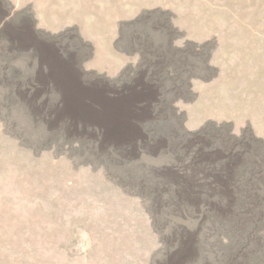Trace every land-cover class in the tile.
<instances>
[{
	"label": "rangeland",
	"instance_id": "374dc122",
	"mask_svg": "<svg viewBox=\"0 0 264 264\" xmlns=\"http://www.w3.org/2000/svg\"><path fill=\"white\" fill-rule=\"evenodd\" d=\"M126 1L138 16L122 22L123 44L157 41L171 65L169 75L140 84L155 90L146 98V132L164 140L137 145L139 157L80 127L92 119L90 102L112 121L110 110L127 112L135 100L116 89L140 97L128 67L118 82L74 71L58 87L47 75L54 85L32 91L37 58L0 32V264H264V0ZM2 7L14 27L33 23L8 0ZM74 35L53 40L76 65L91 50ZM197 77L201 97L191 88ZM178 121L193 142L178 138ZM197 155L207 160L197 173L208 174L213 157V168L234 178L225 211L204 197L199 209L173 202L152 173Z\"/></svg>",
	"mask_w": 264,
	"mask_h": 264
},
{
	"label": "bare ground",
	"instance_id": "6f19581e",
	"mask_svg": "<svg viewBox=\"0 0 264 264\" xmlns=\"http://www.w3.org/2000/svg\"><path fill=\"white\" fill-rule=\"evenodd\" d=\"M8 1L9 4L11 3L13 8L18 6L21 8V11L26 10L28 13V18L33 20V23L31 22L32 24L29 23L25 26L21 24V28L19 26L16 28V26L14 27V24L10 21L12 15L10 16L9 12L5 13L3 7L0 8V32L5 35L4 39L10 43L11 47L20 49L23 53L31 52L33 57H36L38 60L37 65H35V68L32 69L34 70L30 80L32 84L29 88L32 91H41L42 88H44V85L45 87H51L54 85L51 83V79L48 78L47 75H51V77L53 76L55 78L57 77L58 80L60 79V81H57L58 83L56 84L58 87L60 82L64 81L63 79L61 80V78L68 76V74H74V71L81 75H83L86 71H92L101 75L106 74L108 77L116 76L115 79L118 82L123 76H125L127 73L126 69L128 67L130 76H128V78L130 79V82L132 84L137 83L138 85H140L143 80L145 82L155 83L157 78L154 76V74H158L161 77L163 74L169 75L171 65H169L170 62H168V50L162 51L156 47L158 43L157 41H152L149 45V42L146 43L147 45H143L138 41V37L136 36L135 41H131L128 48V45L125 46L123 44V39H125V37H123V33L121 31L122 22L132 19L136 15V9L133 8L131 1L129 3L126 0ZM3 15L4 17H2ZM175 28L181 30L182 27ZM69 29L74 31V36L79 41L88 44L87 47L91 50L89 58L86 59L87 61L85 60L81 63H77L78 65L76 63V65L72 64V60H70L71 57H68L67 53L65 54L61 51H58L62 50V48H58V41L55 40V43L53 40L56 36L58 37L59 34H62V32ZM11 31H16V33H18V35L21 34V36L15 37L13 33H11L13 36H10L9 32ZM48 54L49 57L54 58V62L58 66V68L55 66L54 71L52 69L54 64L52 63V65L51 63L49 64L47 62L46 56ZM60 69H62V71H60ZM96 76L98 75L96 74ZM144 76H148V79L145 80ZM75 78H77V80L80 82L82 80H87H80L78 77ZM198 79L199 77L193 78L191 88L193 89L196 96L201 97L202 85L199 83L200 80ZM141 86L142 85L136 88L140 91L138 94L140 97H136V95L133 94L135 89H132L133 92L129 94L128 92H122L119 89L115 90V93H117L115 95H117L119 98L129 97L135 100L130 103L131 108H128V111L126 110L127 112L121 111L120 113L116 114V112H114L115 110H110L111 113L113 112L115 115V118L112 121L103 119L104 112L102 114L100 110L95 109L90 101V103L85 102L83 106H85L87 103L91 105L89 108L85 106V111L86 113H89L86 115H89V117L92 119L86 120L85 117L84 122L80 123V127L82 129L89 128V132L91 131L94 135L96 134V138L103 141V143H108L110 144L109 146L119 149L130 156L132 155V157L134 156L136 147L139 144L144 146V143H147L146 145H148L150 148L159 145V140L164 139L161 137H154L155 139L152 140V137L147 134V129L144 125V123H146L147 117L143 115L145 112H150V104L148 103L150 99L146 98H151L149 97V93L155 90L154 87L152 88L148 86H146L148 87L147 90H142L140 88ZM164 87L166 88V86ZM166 94L164 93V95ZM33 97L37 96L34 94ZM109 97H112V95L108 96V99H113ZM114 99H117V97ZM43 102L41 104H44ZM34 106L38 107L39 105L35 104ZM150 118L151 117L148 116V120ZM71 120L73 124H76L77 120ZM79 122L80 121H77V124ZM68 125L76 129L75 125L70 123H68ZM178 130L180 131L177 134L178 138L185 142H193L195 134L193 132H189V130H185L183 122L178 121ZM185 147L186 146L181 147V150L185 149ZM130 149L131 151H129ZM199 149L201 148H198V150ZM152 153L153 151L147 154L152 155ZM135 155H137V152H135ZM141 155L139 154L137 156L139 157ZM181 159L182 158L177 159V163L175 161L174 164L163 163L164 165L160 166L159 170L152 172L155 173L157 181L161 182V185L163 184L162 186L165 187L162 193L167 194L170 200H173V202L180 198L179 200L181 202L186 203L191 207L196 208L198 205V209L199 204L203 203V197L207 199L208 205H211L213 208L217 209V211L219 210L218 212H220L222 208L223 211L228 209L230 201L226 197L231 195V192L234 189L233 186H235V181L233 180L234 178L231 174L221 172L220 170L217 171L213 168L214 164H216L218 160L213 159V157L209 159V168L206 169L208 174L206 173L205 175L204 173L197 172L199 171L198 166L207 160L200 161L201 158L198 155L194 159H190L187 162L185 161L186 163H183L184 160L181 161ZM218 169H220V167ZM213 197L215 199H213ZM181 216L182 215L180 214V217Z\"/></svg>",
	"mask_w": 264,
	"mask_h": 264
}]
</instances>
